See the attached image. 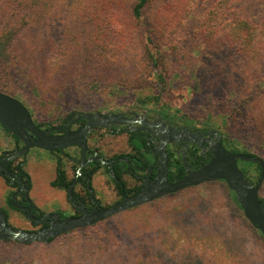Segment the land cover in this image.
<instances>
[{"label": "trees", "instance_id": "obj_1", "mask_svg": "<svg viewBox=\"0 0 264 264\" xmlns=\"http://www.w3.org/2000/svg\"><path fill=\"white\" fill-rule=\"evenodd\" d=\"M155 1H134L130 7V12L125 11L129 14V18H126L122 13V0H0V90L11 95L17 89L16 86L19 87L23 84L27 86L42 85L44 90L49 89V93L54 95L57 90L67 85L68 87L71 86L76 80H80L84 83L83 85H88L86 80L89 77L93 78L97 75L104 77L102 66L106 63V59L111 60L113 56H116L119 57L118 61L123 60L122 65H125L130 48L136 47L141 50L148 66L158 70V83L164 91H168L171 81L170 67L166 58L168 49L180 56L178 61L181 66L186 64L190 69L200 67L186 62L187 58L191 57L190 53L188 54L186 50L179 46L181 42H184L188 47L189 38L192 37L205 50L217 54L216 59H213L205 69L207 75L212 78L209 82L211 87L214 89L220 86L225 87L230 92L229 97L221 103L225 105L223 114L227 115L225 122L229 126V132L225 134L216 130L222 136L225 147L230 148L231 151L261 157L264 160V154L260 155L255 151L257 145H259L257 144L258 141L264 140V19L259 21L255 16L242 11V6L248 0H180L179 3L175 4L177 10L174 12L175 14H171V20H165V23L169 21L171 26L175 27V32L170 36L171 41L167 42L165 35L156 31L145 16L146 9ZM169 1L164 2L165 5L161 7L163 13L167 12L170 7ZM171 6L173 7V5ZM186 6L198 16L193 27L190 26L188 20L181 18L183 13L181 7ZM56 21L65 22L66 41L61 46L56 44L54 38L45 35V25H50ZM170 23L168 24L170 25ZM90 28L92 30L89 32ZM194 50H197V48H194ZM235 53L240 58L245 59L249 66H247L249 78L245 79L249 86L246 90L244 88L248 83L245 80L235 82L231 77L233 75L230 71L231 67L234 71L240 70L232 60ZM180 65L176 67L181 68ZM111 73L112 76L108 83L121 81V74ZM130 85L137 87L141 84L135 79ZM197 85L199 86L200 82ZM242 90L249 91V100L242 93ZM188 93V89L184 90L179 101H184L188 97ZM211 100L217 106V101L213 96H211ZM142 101L146 102V100ZM248 103L249 107L253 105V108L249 110L247 124L244 112H246ZM180 112V110H176V116H167L166 114L163 116L173 126L179 125L177 121L181 119L185 126L198 128L190 124L196 122V119ZM211 128L212 126L205 122V125L198 129L210 130ZM0 129L5 135H11L17 140V137L1 124ZM244 133L252 134V136L249 135V140L245 141L244 149H241L239 144L242 143L240 139ZM255 134L257 137H255ZM128 135L130 151L116 154V158L124 157L128 159V161L123 162L125 166L133 162L132 156L134 157L135 154L142 160L143 152L148 147L145 138L140 133L130 132ZM192 151V157L194 158L187 157V164L191 168H199L206 163L205 157L197 153V149ZM9 152L4 151L0 155V159L4 153ZM24 158L10 161L9 167L18 171L20 178L24 180L26 186L30 189L32 179L25 170ZM170 158L169 179L182 178L186 169L183 153L170 154ZM68 161L71 162L69 158ZM239 163L253 166L256 169L257 179H253L250 177L251 170H246L239 165L251 181L255 184L258 183L262 173L259 163L244 160H239ZM100 165V162H96V166H86L82 171V175L78 177L77 185L85 184L86 178L93 176ZM125 170L126 173H130L128 169ZM75 171L76 166L72 174L71 172L66 173L62 159L59 157L57 160V176L51 182L52 186H70L76 176ZM114 172L116 178L111 179L113 181L117 178L121 180L120 183L116 184L121 191V185L126 186L123 179L124 173L117 167L114 168ZM6 182L9 186L15 187L7 180ZM214 183L224 184L228 198L238 211L239 216L264 241L261 231L256 229L245 217L235 192L222 180L207 182L206 184L212 185ZM199 186L184 190H192ZM124 189L126 188L124 187ZM263 189L264 179L259 191V197L262 201H264ZM13 192L15 191L10 190L7 194V207L1 208L7 212L8 219L10 214L8 209L23 214L21 210L12 206ZM127 193L129 195L134 194L131 191ZM141 207L142 205L124 212H132ZM112 217L86 228L66 232L57 238L49 239L48 242L37 241L35 244L40 245V250L27 256H21L16 260H12L10 254L4 253L0 256V264H6L7 262H11V264H87L91 259H95V264H100L101 259H103L104 264H118L128 254L133 255L140 251L144 252L146 248L142 246L145 242L143 233L139 235L141 241L139 244L132 246L131 243L133 248L128 250V254L124 250L123 240L114 232L106 234L104 237L107 240L105 241L101 240L103 236L94 241L80 234L84 231L87 232L96 225L106 223ZM30 221L36 225L32 220ZM139 228L143 229L142 232H144L145 227L139 226ZM65 238H68V242L60 244L62 239ZM6 244L19 248L34 245V243L23 244L17 240L0 241L1 246ZM135 246H137L136 249Z\"/></svg>", "mask_w": 264, "mask_h": 264}, {"label": "rangeland", "instance_id": "obj_2", "mask_svg": "<svg viewBox=\"0 0 264 264\" xmlns=\"http://www.w3.org/2000/svg\"><path fill=\"white\" fill-rule=\"evenodd\" d=\"M134 1L136 0H122V13L126 18H129V14L125 11L130 12V7ZM166 1L169 0H156L152 5L150 4L145 11V16L156 31L165 35L168 42L171 41V34L175 32V27L171 26L169 22L170 16L175 14L174 12L177 10L175 4L179 3L180 0L169 1L170 7L167 12L163 13L161 7L165 5L164 2ZM182 9L181 18L188 20L190 26L193 27L198 16L188 6L181 7ZM242 11L261 21L264 19V0H248L242 6ZM165 20H169L167 22L170 25L165 23ZM91 30L90 28L89 32ZM65 34L66 27L63 21L45 25V35L54 38L59 46L66 41ZM179 46L188 54L190 53L191 57L187 58L186 62L200 67L190 69L186 64L181 66L178 61L180 56L168 49L166 58L171 72L168 91H164L158 83V70L148 66L140 49L131 47L125 65H122L123 60L118 61L119 57L116 56H113L111 60L106 59V63L102 66L104 77L99 75L93 78L89 77L86 80L88 85H83L84 83L80 80H76L71 86L68 87L67 85L52 95L49 93V89L44 90L42 85L27 86L23 84L19 87L16 86L17 89L11 95L21 100L39 123H58L71 111H134L168 121L163 115L176 116L175 111L180 110V113L188 114L197 120L190 124L201 128L207 122L212 126L211 129L227 134L229 132V126L225 122L227 115L223 114L225 105L221 103L229 97V89L221 86L217 89L212 88L209 83L212 78L205 71L208 64L216 59L217 54L205 50L192 37L189 38L188 47L184 42H181ZM232 60L240 68L236 71L233 67L230 68L233 74L232 79L235 82L248 79L249 70L247 68L249 66L245 59L240 58L235 53ZM178 65L182 69L177 68ZM111 72L121 74V81L108 83L112 76ZM135 79L141 85L131 86L130 84ZM198 82H200L199 86L197 85ZM248 86L249 83L244 90ZM186 89L189 90L188 97L181 102L179 99ZM242 93L249 100V91L242 90ZM211 96L217 101V106L212 102ZM142 100H146V102L144 103ZM251 108L253 105L249 107L248 103L246 112H244L247 124ZM177 123L184 125L181 119H178ZM169 124L171 123L169 122ZM4 134L0 129V155L4 151H8L5 149L8 139ZM249 135L252 136V134L244 133L241 137L242 143L239 144L241 149H244L245 141L249 140ZM255 137H257L256 134ZM257 144L259 145L255 151L263 155L264 140H259ZM89 145L98 148L102 155L107 156L130 151L127 134L111 135L106 131H96L90 137ZM70 152L73 154L75 151L71 149ZM49 153L47 150L32 147L29 155L37 154L39 157H45ZM66 162L71 166L68 159ZM39 164L44 166L43 163ZM28 165L29 167L34 166L33 171H35V164L32 165L30 162ZM41 165H38V168L42 170L41 175L37 176L34 173L31 175L35 186L32 191L30 190V193L31 195L38 193L41 197L40 205H44L43 202L49 201L56 190L50 187L47 180L49 177L52 179L53 175L44 176L46 173H44ZM239 165L246 170L250 169V177L257 179V171L253 166L244 163H239ZM75 166L70 168L71 174ZM5 185L9 186L0 174V187ZM112 185L113 182L107 175L99 174L94 180V186L101 197L107 193L108 187L111 189ZM9 187L11 190V186ZM262 193H264V189ZM109 201L112 199L109 198ZM5 207H7V203ZM8 210L10 211V223L14 227L25 230L40 228V225L32 224L24 214L12 211L13 209ZM70 211L73 209L71 208ZM139 226L147 229L144 228V232H142L143 229H140ZM110 232L121 237L126 254H128L129 249L133 248L131 243L132 246L139 244L141 242L139 235L141 233L144 235L145 242L142 244L146 248L144 252L128 254L121 262L118 261V264H264L263 239L251 230L243 218L239 216L238 211L228 198L223 183L212 185L205 183L192 190L187 189L174 195H166L149 204L142 205L135 211L121 212L106 223L96 225L87 232L84 231L80 234L94 241L103 236L101 240L105 241L107 238L104 236ZM65 242H68V238L62 239L60 244ZM39 246L35 242L33 246L26 248L12 247L7 244L0 245V256L7 253L10 254L12 260H16L21 256H27L40 250ZM134 248L136 249L137 246ZM99 262L104 264L103 259ZM6 264H11V262ZM87 264H95V259H91Z\"/></svg>", "mask_w": 264, "mask_h": 264}, {"label": "water", "instance_id": "obj_3", "mask_svg": "<svg viewBox=\"0 0 264 264\" xmlns=\"http://www.w3.org/2000/svg\"><path fill=\"white\" fill-rule=\"evenodd\" d=\"M77 119H86L85 126L78 130L70 131L71 122L67 126L65 134H51L52 131L60 128H52L45 130L39 127L29 110V108L18 98L9 95L0 90V124L10 130L24 146L10 155L8 158L25 155L31 147L55 151L57 149L64 150L69 146L79 145L81 147L82 158L77 174L81 175L83 167L87 164L86 152L88 149V135L96 127H105L109 124H124L128 122L142 123L143 117L129 118L119 114H105L98 112L81 114ZM155 129V133L160 137L161 141L155 152L158 155L159 170L154 181L148 180L143 188L137 194L131 195L109 207H96L89 211L85 206H81L82 214L76 217L61 219L59 214H46L42 218H37L32 214V202L29 195H26L27 202L30 204L26 208L21 203H16L18 191L12 195V206L19 210H24L26 216L35 223H43L45 220L53 217L49 226L40 230L28 231L22 228H16L9 223L8 214L5 210L0 209V241L17 240L23 244L34 243L37 241L48 242L51 238H57L66 232H70L79 228H86L96 224L104 219L112 217L116 214L129 210L131 208L144 205L154 200L160 199L166 195L177 193L189 187L198 186L207 182L222 180L228 187L233 190L243 209L247 220L264 236V201L259 197V191L264 179V160L261 157L251 156L242 152H235L227 149L224 145L222 136L216 131L211 130L207 133L192 132L187 126L181 128L174 127L166 123L164 120H158L156 123H149ZM205 137V135H213L217 142L211 149L213 156L197 169H190L186 164L187 173L182 178L170 181L168 179V165L170 156L167 152V146L174 142H182L188 147L190 141H194L196 135ZM210 141V138H206ZM95 160L106 163L103 157H95ZM184 160L186 161V151L184 152ZM239 160L258 162L261 166L262 173L258 183H254L248 178L239 166ZM4 164L0 168V174L12 181L16 177L8 169L2 170ZM115 177V174H112ZM77 179H75L68 187V199L75 204L73 188ZM90 182V178H88ZM24 190H27L23 186ZM89 190L93 194V190L89 185Z\"/></svg>", "mask_w": 264, "mask_h": 264}, {"label": "flooded vegetation", "instance_id": "obj_4", "mask_svg": "<svg viewBox=\"0 0 264 264\" xmlns=\"http://www.w3.org/2000/svg\"><path fill=\"white\" fill-rule=\"evenodd\" d=\"M98 112H101V111H89V112L71 111V112H69V114L65 118L60 120L58 123H54V122L39 123L35 119H34V121L39 127L43 128L45 130H50L52 128H60V129L52 131L51 134H65L67 132V126L69 125V122H71L70 131L78 130L79 128L85 126L87 123L86 119H77L81 114H85V113L96 114ZM102 113L109 114V115L119 114V115H124V116H127L129 118H133V119L138 118V116L140 115L141 117H143L144 122H142V123L128 122V123H124V124H118V123L117 124H109L105 127H96L91 131V133H89V135H88V149L86 152L87 164L83 167V169L88 165H92V166L95 165L96 166V162H100L101 165L98 167L99 169L94 173L93 176H88L86 178V183L83 185H79V186L77 185L78 180H79L78 177L82 175V171H83V169H82L81 175L77 174V170L80 166V160L82 158L81 147L79 145H74V146H69V147L65 148L64 150H60V149H57L55 151L48 150L54 154L56 161L58 160L59 157H61L64 169L66 170V173L68 172V170H69V172H71L70 168H73V166L75 164H77L76 171H75L76 176L74 178V180L77 179V182L75 183L74 188H73L75 204L70 202L68 199V187L69 186L55 187V188L63 189L65 192L66 204L64 206H59L53 210L47 211V210L41 209L40 207H38L34 203V201L32 200V198L30 196V190L32 187L29 189L26 186V183L24 182V180H22L20 178L18 171H16V169H12L9 167L10 161H12L14 159H21L27 155V153H26L25 155L15 157L14 159H10V160L8 159L10 157V155H12L13 153H15L16 151H18L19 149H21L24 146V143L21 140H19L18 138H17V140L15 139L16 143L14 144L13 148L8 150L10 152L4 153L1 156L0 168H1L2 164H4V168L2 170L8 169L16 177V180L12 181L11 179L3 176L5 178V180H7L10 184L15 186V187H11V190H13L15 192L18 191L17 199L15 200L16 203H21L26 208H28L30 206V204L27 202V199H26V195L28 194L30 199H31V202H32V205H31L32 214L35 217L42 218L46 214L56 213V214L60 215L61 219H65V218H69V217L80 216L82 214V211L80 210L81 206H85L89 211H92L96 207H100V206L109 207V206H111V205H113L119 201H122L123 199H125L128 196H131V195H134V194H137L138 192H140L143 188H145V183L148 180H150V181L155 180L156 174L159 170V165H158L159 157L156 154L155 150H156L157 146L159 145L161 139H160V137H158L156 135L155 129L153 127H151L149 125V123H156V121H158L160 119L158 117H155V116H150V115H146V114L142 115V114H139V113L134 112V111H118V112L111 111V112H102ZM165 122L169 123L168 121H165ZM183 126H185V125H174V127H179V128H181ZM188 128L192 132L198 131V132H202V133H207V132L212 130V129L201 130L198 128H190V127H188ZM96 131L97 132L98 131H106V132L110 133L111 135H113V134H116V135L127 134L128 138H129L128 133H130V132L140 133L143 136V138H145L146 144L148 146L145 149V152H143L144 153L143 157H142L143 159L140 160L138 155L135 154L134 157L132 156L133 162L131 164H129L128 166H125L123 164V162L128 161L127 158H124V157L116 158V155H112V156L102 155L100 150H98V148H93L92 146L89 145L90 137ZM196 136L197 137L194 138V141L189 142L188 147H185V145L182 142H174V143L169 144L167 146V152H168L169 156H170V154L174 155V154L183 153V160H184V152L186 151V161L184 160L185 166H186L187 157L189 156L190 158H194V157H192V154H193L192 150L195 151V149H197V153L202 154L205 157L206 162H207L213 156V154L211 153V149L214 148V144H216L217 139L213 135H205V137H203V136H200L199 134H197ZM206 138H210V141H208ZM191 148H192V150H190ZM71 149L73 151H75L73 154H71V152H70ZM96 156L97 157H103L105 159L106 163H102L101 161L95 160L94 158ZM68 158L71 160V166H69L68 162H66V159H68ZM170 161H171V158H170ZM24 162H25V158H24ZM169 165H170V162H169ZM169 165H168V169H169ZM115 167L119 168V170H121L122 173H124L123 179L126 182V186H124V184H122L121 185V187H122L121 191L116 185V184L120 183L121 180L117 178L115 181H113L111 179V178H116V177L112 176L113 173L115 174V172H114ZM125 169H128L130 171V173H126ZM190 169H197V168H191V166H190ZM186 173H187V168L185 169V174ZM99 174L107 175L111 179V181L113 182L111 189H110V187H108L109 189H107V193L104 194L103 197H101L99 195V193L96 190V187L94 186V180H95L96 176ZM169 174H170V170L168 171V179H169ZM185 174H184V176H185ZM56 176H57V173H56ZM88 178H90V182H88ZM176 179H179V178L174 177L173 180H170V179L169 180L174 181ZM89 185H90L91 189L93 190V194L89 190ZM23 186L26 187L27 190L22 189ZM124 187L126 189H124ZM129 191H131V193H134V191H136V192L134 194L129 195L127 193ZM109 194H111V196H108ZM108 197L110 199H112V201H109ZM13 201L14 200H12V202ZM71 208L73 209V211H70ZM0 209H1V207H0ZM21 211L26 216L25 211L24 210H21ZM53 220H54V218L50 217L49 219L45 220V222L39 223V224L35 223L33 220L32 221L36 225H40V228L38 229V230H40L46 226H49L51 221H53Z\"/></svg>", "mask_w": 264, "mask_h": 264}, {"label": "crops", "instance_id": "obj_5", "mask_svg": "<svg viewBox=\"0 0 264 264\" xmlns=\"http://www.w3.org/2000/svg\"><path fill=\"white\" fill-rule=\"evenodd\" d=\"M5 136V134H4ZM6 139H8V143L6 146V150H9L11 148H13L15 142V138L11 135H6ZM4 149V150H5ZM40 149V148H38ZM40 150H45V149H40ZM31 151V149L29 150V152ZM48 151V150H47ZM29 152L27 153V155L25 156V170L30 174V176L32 175V173L38 175H41V169L38 168V165H41L39 163H43L44 166H42L44 173H46L44 176H48V174L53 175V178L51 179V177H49L47 180L49 181V185L50 187H52V189L56 190V192L54 193V196L49 200L46 201L45 203L43 202L44 205H40V196L38 195V193H33L30 196L32 198V200L34 201V203L40 207L43 210H53L59 206H64L66 204V195L63 189H59V188H55L51 185V182L55 179L56 177V171H57V161L56 158L54 156V154L52 152L49 153L48 156L45 157H39L37 156V154L35 155H29ZM30 162L33 164H35V171H33L34 166H30L28 164H30ZM29 168V169H28ZM32 168V169H31ZM69 170H68V174H69ZM32 177V176H31ZM32 179V178H31ZM35 186V182L34 180H32V188L31 191L33 190V187ZM10 187L8 185L5 186H1L0 187V207L4 208L6 205V198H7V194L10 191L9 190ZM35 191V190H34Z\"/></svg>", "mask_w": 264, "mask_h": 264}]
</instances>
